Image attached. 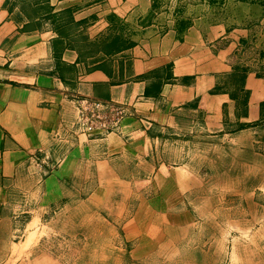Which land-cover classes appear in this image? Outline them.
<instances>
[{"label": "crops", "instance_id": "obj_1", "mask_svg": "<svg viewBox=\"0 0 264 264\" xmlns=\"http://www.w3.org/2000/svg\"><path fill=\"white\" fill-rule=\"evenodd\" d=\"M75 96L127 106L121 129L77 133ZM193 206L233 207L201 222L264 264V6L0 0L1 260L35 231L31 253L48 231L76 246L77 223L188 230Z\"/></svg>", "mask_w": 264, "mask_h": 264}, {"label": "rangeland", "instance_id": "obj_2", "mask_svg": "<svg viewBox=\"0 0 264 264\" xmlns=\"http://www.w3.org/2000/svg\"><path fill=\"white\" fill-rule=\"evenodd\" d=\"M181 210H186L189 216L196 218V221L199 222L195 223L193 227L188 230H186V228H179L177 232H167L164 236L156 232L157 230L155 227H151L155 225L154 223H134L132 224L133 227L138 225H142V227L145 226L143 230L141 229V234H138V237H135L132 233H127L125 224L119 222L109 223L99 220L96 223H77L76 246L64 247V238L60 235H51L52 233L50 234L48 231L47 233L44 232L46 237L42 239V245L35 247L33 249L35 251L31 253V246L38 242L37 231H35L30 237L31 241L24 247L25 249L22 245L26 239L19 237L17 239L19 241L15 244L18 248V253L12 255L6 262L5 260H1L0 257V264L234 263V255L231 254L234 250L233 238H224V241L222 235L218 232L210 238L214 230L207 228L209 224L201 222L202 218H205L207 215H232L234 214V208L193 206L187 208L178 207L173 211L180 212ZM116 211H121V208H116ZM137 211V206L129 207L130 214H134ZM101 213L110 221L117 216L115 213L107 215L106 210H101ZM147 225H149L148 228ZM184 225L188 224L184 223ZM54 227L52 226L49 229L50 232H53V229L58 230ZM129 235L134 238L127 241L126 238ZM170 236L173 237L172 242L174 244H167L165 246L160 245V243L169 242ZM218 236H221L220 239ZM224 242H226L225 255H219L217 252L222 250ZM111 243H113L114 246L123 248V250L112 247ZM22 248L24 250L20 251ZM41 250H45L49 253L42 255L39 253ZM112 250H115L113 255L111 254Z\"/></svg>", "mask_w": 264, "mask_h": 264}, {"label": "built area", "instance_id": "obj_3", "mask_svg": "<svg viewBox=\"0 0 264 264\" xmlns=\"http://www.w3.org/2000/svg\"><path fill=\"white\" fill-rule=\"evenodd\" d=\"M77 113L75 130L85 137H105L121 129L127 106L85 96L74 97Z\"/></svg>", "mask_w": 264, "mask_h": 264}, {"label": "bare ground", "instance_id": "obj_4", "mask_svg": "<svg viewBox=\"0 0 264 264\" xmlns=\"http://www.w3.org/2000/svg\"><path fill=\"white\" fill-rule=\"evenodd\" d=\"M236 240H237V238H236ZM30 241H31V238L29 237V238L23 243V245H22L23 248L26 247ZM234 241H235V240H234ZM236 242H237V241H236ZM240 242H241V241H240ZM249 242H250V241H249ZM249 242H248V243H249ZM252 242H253V241H252ZM225 243H226V242H225ZM238 243H239V242H238ZM242 243H243V242H242ZM239 245H240V244H239ZM236 246H237V245H236ZM246 246H247V245H246ZM248 247H249V246H248ZM23 248H22L20 251H23V250L25 249V248H24V249H23ZM244 248H245V247H244ZM240 250H241V249H240ZM244 250H245V249H244ZM249 250H250V249H249ZM261 250H262V249H261ZM261 250H260V251H261ZM231 251H232V250H231ZM240 252H241V251H240ZM231 253H232V252H231ZM250 254H251V253H250ZM230 257H231V256H230ZM235 259H236V258H234V260H235ZM246 259H247V258H246ZM249 259H250V257H249ZM246 261H247V260H246ZM230 262H231V261H230ZM248 262H250V261H248ZM211 264H212V263H211Z\"/></svg>", "mask_w": 264, "mask_h": 264}, {"label": "trees", "instance_id": "obj_5", "mask_svg": "<svg viewBox=\"0 0 264 264\" xmlns=\"http://www.w3.org/2000/svg\"><path fill=\"white\" fill-rule=\"evenodd\" d=\"M252 1L260 3V4H262L264 6V0H252Z\"/></svg>", "mask_w": 264, "mask_h": 264}]
</instances>
